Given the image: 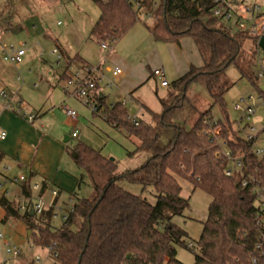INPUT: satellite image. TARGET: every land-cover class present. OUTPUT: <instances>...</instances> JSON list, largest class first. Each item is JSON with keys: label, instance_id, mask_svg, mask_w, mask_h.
Segmentation results:
<instances>
[{"label": "trees", "instance_id": "1", "mask_svg": "<svg viewBox=\"0 0 264 264\" xmlns=\"http://www.w3.org/2000/svg\"><path fill=\"white\" fill-rule=\"evenodd\" d=\"M92 1L101 15L89 39L111 47L136 25L142 13L130 0ZM213 7L212 0H141V10L157 20L148 28L156 42L180 45L189 38L202 59L201 66L192 65L170 84L169 95L161 100L164 111H151L149 122L141 120L135 125L122 103L107 106V98L100 96L96 86L93 113L102 115L114 128L125 130L136 145V153H148L142 166L119 174L115 160L83 143L77 144L71 153L91 178L93 194L76 198L73 211L58 228L53 226V209L40 217L21 215L16 202L0 198L3 222L12 218L25 222L31 233L29 240L42 249L52 247L56 264H182L177 259L178 248L193 249L187 245L188 233L175 222L190 208V199L182 196L179 180L190 182L194 191L199 189L211 198L194 264H264V257L256 250L261 234L256 221L259 208L239 179L241 173L244 179L253 178L264 187V156L257 157L252 144L239 136L225 103V95L235 85L227 74L230 67L238 71L240 80L247 79L261 94L257 53L245 50L246 42L252 39L247 33L232 32L212 16ZM11 15L8 13L4 20L9 22ZM59 51L67 70L75 65L90 72L82 58ZM64 77L71 79L67 74ZM192 85L207 90L212 101L208 109L200 108L190 92ZM214 108L224 115L217 121V141H225L233 156L243 157L242 170L235 177L226 175L231 162L224 155L217 156V141L212 142L204 124L206 119L214 120ZM4 158L0 151V165ZM33 178L31 174L22 187L25 196L32 195ZM123 182L144 191L151 187L156 202L127 191L120 185ZM41 184L43 196L54 185L46 180Z\"/></svg>", "mask_w": 264, "mask_h": 264}, {"label": "rangeland", "instance_id": "2", "mask_svg": "<svg viewBox=\"0 0 264 264\" xmlns=\"http://www.w3.org/2000/svg\"><path fill=\"white\" fill-rule=\"evenodd\" d=\"M242 1L251 4L257 3L264 7V0ZM85 2L86 4L93 6L94 12L99 10L98 6L92 0H75L73 2L61 1L60 4L64 8L66 5H70L76 11H79L80 9L82 17L84 15L92 17L93 11L90 13L89 8L88 13H83L86 11V7L84 6ZM50 8L52 9L53 7L47 0H32V11L28 8L29 15L35 14V16H38L42 12L40 15L43 18L40 23L41 27L31 40L34 42L35 39L36 42L41 43L45 47L47 46L46 41L49 40L45 36V33L50 32L54 37L58 38L59 35L62 34V31L68 25L73 23L66 11L65 17L68 18L63 17L60 13L55 17L49 12ZM78 11L77 13H79ZM84 19H86V17ZM58 21L62 22V27L57 25ZM156 21L155 17L147 18L143 12L140 13L136 25L110 50H103L105 52V57H110V59H107V63L105 61L106 65L103 67V70H105L106 66L112 64V60L119 62L125 61L132 67L131 71L128 72L130 75H128L126 83L128 86L127 90L130 88L129 90L132 94H123L119 88V82L111 76H106L107 80H104L105 83L101 84V91L107 96L106 105L112 106L118 103H126L125 109L130 118L141 114L143 104H146L155 113H162L164 111L161 100L169 95L171 89L170 87L163 88L157 78L154 77L153 71L156 68H164L166 70L167 80L171 84L180 77L178 74L185 73V67L188 63L195 66L202 65V59L198 55L191 39L184 38L179 46L176 44L156 42L150 35L148 29L149 27H153L156 24ZM82 22L83 19L78 22L77 26L83 36ZM33 25L34 24L31 22L29 24L30 28H32ZM78 30H76V32L80 34ZM76 32H73L70 38L73 39L72 41L80 42V35L77 37ZM25 36L26 41L29 43L31 35L28 36L26 32ZM59 39L60 42L63 43L62 39H64V37L62 39L59 37ZM85 42L83 43L85 44ZM26 48L29 50L28 46ZM255 48V40L250 39L246 42L245 50L254 51ZM34 51L37 53V58L33 59V61L29 58L32 61L29 69L37 71L38 69L47 66L54 73L57 72L58 75L63 73L62 68L58 67L56 64V57H46L44 58L46 61H43L40 57V53L42 52L41 47L38 45ZM50 53L51 51H49V54ZM28 54H30L28 57H31L32 54ZM262 56L264 57V53ZM0 60L5 64L1 52ZM74 72L75 71L72 70V73ZM227 74L229 79L235 83L234 87L225 95L226 109L231 122H236L240 119L242 112H238L235 109V106L244 99L246 100V105H253V109L256 111L255 115H253L249 121L250 126L257 129H264V105L258 102V91L255 86L247 79L240 80L239 73L234 67H230L227 70ZM108 84L112 86L107 87ZM258 86L264 88L262 83H259ZM190 92L195 99L199 101L200 108L205 110L211 106L212 101L207 90L203 86L192 85ZM250 97H252L254 101H250ZM74 104L77 107L75 108L76 111L80 115V123L77 126L80 135L79 138L72 139L66 143L64 142V131H66L65 135H69L71 129L68 127L64 128L66 125V119H64L66 118V113L65 110H61V113L65 117L58 114L53 122L55 128L58 129L59 136L61 137L60 143H50L47 148L45 147L43 149L46 157V160L44 159L46 171L52 175L51 180L55 182L53 188L62 191L59 203L64 210L71 209L76 198H90L93 194L91 178L76 164L75 157L71 153V150L77 144L83 143L100 152L103 156L109 159H114L118 164L117 173L119 174L126 169H136L142 166L149 156L146 152L136 153V145L127 137L125 130L120 131L119 129L114 128L111 124L106 122L102 115L94 114L92 109L85 106L80 100H76ZM21 109L29 112L25 103L22 104ZM143 113L146 115V120L150 121V113L147 112V110L143 111ZM213 116L216 121L223 120L224 118V115L217 108H214ZM235 128L237 129L236 124ZM259 146L264 148V135L260 138ZM129 153L135 154L129 156ZM179 181L183 187L182 196L190 199V208L185 212L184 217L176 218L175 222L188 233L189 237L187 239V245L193 243L194 249L188 250L186 248H178L177 259L182 264H194L195 255L198 254L197 243L202 233L203 223L208 217L211 198L199 189L194 191V187L190 182L185 180ZM120 185L135 195L144 197L152 203L156 202V196L151 187L144 191L142 187L129 184L128 182H123ZM44 198L46 201H49V192L45 194ZM70 198L73 199L72 203H69ZM12 201L20 206L19 201L14 199H12ZM20 214L23 215L25 213L20 212ZM3 219L4 211L0 207V234L4 236V238L0 240V264H3L9 259L5 252L6 243H11L12 245L17 246L22 253L21 257L12 259L11 264H31L37 256L43 258L46 256V249L34 246L29 240L31 233L28 234V227L25 222L13 218L3 222ZM62 223L63 220L60 215V217L54 219L53 226L58 228ZM41 264L50 263L43 261Z\"/></svg>", "mask_w": 264, "mask_h": 264}, {"label": "crops", "instance_id": "3", "mask_svg": "<svg viewBox=\"0 0 264 264\" xmlns=\"http://www.w3.org/2000/svg\"><path fill=\"white\" fill-rule=\"evenodd\" d=\"M31 1L32 0H0L1 55V46L4 44L14 45L16 48H23L26 52L22 63L17 66L6 63L5 61L4 64L0 60V94L5 92L9 99H11L15 104V106L18 103L21 105L25 103L30 114L37 117V120L33 124L28 123L15 112L5 110L4 105L0 100V134H6V139L0 140V151L5 154V158L0 165V169L3 170L4 174L8 177H16L19 174H25L29 178V176L33 174L34 178L32 179V182L34 183H42L46 180L55 184V182L51 180L52 175L46 171V165L44 161V159L46 160V157L44 155L43 149L45 147L47 148L48 144L50 143H60L61 137L59 136L58 129L55 128L53 122L58 114L64 116L61 113V110H64V108L67 107L76 111L75 108L77 107L74 104L76 100H74V98L69 96L66 92L67 88H71L70 86H67V83L77 72H79L82 76L87 74V70L82 69L80 66L72 65L70 69L67 70V64L65 63V60L63 56H61L59 50L64 51L70 57L79 56L90 68H97L100 74L105 78L103 81L107 80L106 76L113 77L112 69L114 67L120 68L123 73L119 77L113 78L119 82V88L125 95L131 93L129 90L130 88L127 90L128 86L126 83L127 77L130 75L128 72L131 71L132 67L125 61L119 62L112 60V64L110 63L111 65L106 66L105 70H103V67L107 63V59H110V57H105V52L100 48L101 46L98 41L89 40V35L93 27L98 22L101 12L100 9L97 10V12H94L93 6L86 4V2L84 4L86 11L83 13H88L89 8L90 13L93 11L92 17H89L88 15H84L82 17L81 10L78 8L79 11H77L80 13L79 14L70 5H66L64 8L60 4L61 0H47L53 7L52 9H49V12L52 14V16L57 17L60 13V15L65 17L66 11L73 23L68 25L62 31V36L59 35L61 39L64 37V39H62L63 43L60 42L59 37H54L50 32L45 33V36L49 39L46 41V47L41 43L36 42L35 39L33 42L31 39H33V36L38 33V30L41 27L40 23L43 18L40 16L42 12L38 16H35V14L29 15L28 8L31 11L33 9H31ZM11 12V19L9 22H6L4 18L8 15V13ZM145 14L146 13H144V15ZM85 17L86 19H84ZM81 19H83V36L81 35V32L78 30L77 26ZM31 22L34 24L32 28L29 26ZM57 25L59 27L63 26L61 21H58ZM76 30H78L80 34L76 32ZM26 32L28 36L31 35L29 38V43L26 41ZM73 32H76L77 37L80 35V42L72 41L73 39L70 37L72 36ZM52 36L56 39H54ZM83 42H85V44ZM38 45L42 50L40 53L42 60L46 61L44 60L46 57H56V64L58 67L62 68V74L58 75L57 72L54 73L47 66L40 68L37 71L29 69L33 59L37 58V53L34 50L36 47H38ZM27 46L29 50H27ZM49 51H51L50 54ZM55 51H57V54L54 53ZM28 53L32 54L31 57H28V55H30ZM29 58H31L32 61ZM191 66L192 65L190 63L187 64L185 67V73L190 69ZM72 70L75 72L72 73ZM185 73H180L178 76H182ZM66 74L69 75L71 79L64 77ZM103 81L99 83L98 92L100 96H105L107 98L106 94L101 91V84L105 83V81ZM146 110L149 113L152 111L150 107H148L146 104H143L141 112ZM64 119H66V125L64 128L68 127L71 129V133L69 135H65L66 131H64V142L66 143L73 139L72 133L75 130H78L77 126L80 123V115L77 123L73 122L67 117V115ZM145 121H147L146 115ZM127 170L134 169H126L125 171ZM121 172L123 173V171Z\"/></svg>", "mask_w": 264, "mask_h": 264}, {"label": "built area", "instance_id": "4", "mask_svg": "<svg viewBox=\"0 0 264 264\" xmlns=\"http://www.w3.org/2000/svg\"><path fill=\"white\" fill-rule=\"evenodd\" d=\"M103 1V0H101ZM134 6V9L137 11L141 10V0H130ZM214 7L212 8V16L218 19L223 23L230 31L232 32H244L247 33L252 39L256 40V74L258 76L259 83H262L264 86V53L258 46V43L262 37H264V7L254 3H247L242 0H212ZM144 13V12H143ZM147 18L153 17L151 14H145ZM100 46L103 50H110L112 47L106 42H100ZM2 57L6 63L17 66L22 63L25 57V49L16 48L14 45H2L1 46ZM57 54V51L54 52ZM82 76L79 72L75 73L73 78L67 83L66 92L69 96L76 100H80L85 106L90 107L92 111L96 110V105L94 103L95 99V89L97 84L103 81L104 77L100 74L97 68H90V72ZM122 70L118 67L112 69L113 77H119L122 74ZM154 77L160 82L163 88H168L170 83L167 80L166 72L164 68H157L153 72ZM94 78V79H93ZM21 79V78H20ZM112 85L108 84L107 87ZM71 89V91H70ZM0 100L4 105V109L7 111H13L19 115L22 119L28 123L33 124L37 117L30 114L29 112L21 109L22 105L18 103L16 106L9 99L8 95L5 92L0 94ZM250 101H254L252 97L249 98ZM258 102L264 105V88H261V94H258ZM125 106V103H123ZM252 106L246 105V100H241L235 106V109L238 112H242V115L238 121H236L237 129L239 136L246 142L252 144V152L259 158L264 156V148L259 146V141L262 135H264V129H257L250 126L249 121L251 117L255 115L256 111ZM65 113L68 118L73 122L77 123L79 114L70 108H64ZM141 120H145V115L141 112L140 115H137L131 118V121L138 125ZM204 124L209 129V133L212 136V142L217 141L220 134V127L217 124V121L214 119H206ZM79 137V130H75L72 133V138L77 139ZM6 134H0V140H5ZM217 146L219 152L217 156L224 155L231 162V166L226 170V175L228 177H235L237 173L242 170V156H233L232 153L227 149V143L225 141H217ZM241 179L242 188L249 189L251 194L255 198L259 212L256 218L257 224L261 229L260 238L256 245V250L258 254L264 257V187H261L259 183L251 178L244 179L242 174H239ZM29 178L25 174H19L16 177H8L4 174V171L0 169V198L14 199L20 202L19 210L23 213H34V216L40 217L45 211L53 209L54 216L53 219L60 217L63 221L68 219L69 214L73 211V205L71 209L64 210L59 201L61 199V194L59 190L53 188L49 191L50 199L46 201L42 193V184L32 182L31 192L32 195L25 196L23 193V185L28 182ZM72 198L69 199V203H72ZM63 212V213H62ZM4 236L0 234V240ZM188 247L194 249V244L189 243ZM46 256L40 257L37 256L31 264H41L43 261L56 264L57 255L54 252L52 247L46 249ZM5 252L9 257L3 264H11L12 259H17L22 256V253L19 251L17 246L12 245L11 243L5 244ZM256 264V262H255Z\"/></svg>", "mask_w": 264, "mask_h": 264}, {"label": "water", "instance_id": "5", "mask_svg": "<svg viewBox=\"0 0 264 264\" xmlns=\"http://www.w3.org/2000/svg\"><path fill=\"white\" fill-rule=\"evenodd\" d=\"M259 48L264 52V37H262L258 43ZM111 161H114V159H111ZM30 216L34 217V213L31 211ZM30 234V232H28Z\"/></svg>", "mask_w": 264, "mask_h": 264}]
</instances>
